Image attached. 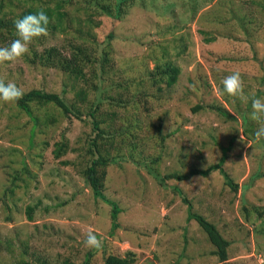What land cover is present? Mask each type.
Returning a JSON list of instances; mask_svg holds the SVG:
<instances>
[{
    "label": "rangeland",
    "instance_id": "1",
    "mask_svg": "<svg viewBox=\"0 0 264 264\" xmlns=\"http://www.w3.org/2000/svg\"><path fill=\"white\" fill-rule=\"evenodd\" d=\"M124 8L114 29L115 60L149 54L153 70L155 53L160 59L167 50L182 69L168 99L165 93L163 100L149 97L146 102L144 90L134 86L135 91L123 92L126 102L142 101L152 109L148 120L140 115L149 124L141 133L148 138L143 150L149 161L161 156L157 176L147 171V160L140 163L144 167L125 160L114 163L108 168L106 200H97L83 176L92 162L88 117L65 119L52 130L41 128L31 146L30 118L16 104L0 101V264L31 263L35 257L85 264L90 252V264H103L105 251H132L139 264H264V175L257 172H264V136L257 139L260 122L250 119L252 99H264V0H134ZM65 43V35L57 34L38 49ZM234 71L242 75L246 102L224 91L222 81ZM128 74L142 86L140 73ZM0 79L25 92L59 95L68 82L57 70L30 66L25 56L0 65ZM114 88L110 83L105 90L115 98ZM66 97L74 99V91L69 89ZM104 100V109L119 112L110 105L112 99ZM197 105L202 108L195 114ZM66 127L71 131L66 133ZM231 138L236 139L234 147L221 150ZM63 142L66 153L55 160L54 143ZM223 151L230 156L225 170L238 184L237 192L219 171L208 178L162 181L173 173L204 171L220 161ZM24 161L37 173L36 179L25 181L29 188L24 182L15 181L17 187L12 183ZM7 190H14L13 195L5 197ZM191 204L195 214L205 216L230 242L226 262L214 254L216 248L199 223L188 221ZM29 206L35 207L33 221ZM114 206L120 227L113 231ZM89 232L103 240L101 249L85 245Z\"/></svg>",
    "mask_w": 264,
    "mask_h": 264
},
{
    "label": "trees",
    "instance_id": "2",
    "mask_svg": "<svg viewBox=\"0 0 264 264\" xmlns=\"http://www.w3.org/2000/svg\"><path fill=\"white\" fill-rule=\"evenodd\" d=\"M132 1L134 0H115L116 3L111 5L107 0H85L83 4L74 0H0V48L10 46L11 42L17 38L15 35V21L17 19L43 9L52 21L48 25L49 35L36 40L30 46V52L25 55V59L32 67L53 69L64 74L68 79L64 92L59 95L39 89L23 91V99L15 104L22 113L30 118V122L33 124L29 138L31 146L35 144L38 134L42 133L39 132L41 128L52 130L53 127L62 124L65 119L72 122L74 117L81 121H83L84 115L88 117L93 126L88 139L92 162L83 171V176L97 200H106L104 189L109 175L108 168L112 164L125 160L128 163L144 167V164L141 165L140 163L147 160L150 163L146 164L147 171L151 175L157 176L154 173L155 165L161 160V156H158L152 158L150 162L143 150L145 144L148 143V138L141 132L149 128V124L142 123L140 115L146 116L148 120L151 115L148 111L152 109H149L142 101L126 102L123 92H133L137 88H142L146 95L144 99L146 102L149 97L163 100L165 93H167L168 99L178 84L182 73L181 67L173 63L171 54L167 50L163 51L160 59H157L155 53L156 65L153 70H150L147 61L151 59L149 54L144 57H126L122 60H115L112 56L113 41L116 39L114 29L122 19L124 6ZM57 34L65 35L67 43L62 46L54 45L38 49L39 46H44L47 43L49 37L57 38ZM142 60L146 61L143 62ZM132 70L140 73V77L143 78L141 87L131 81L128 72ZM4 82L8 83L5 80ZM110 83L115 84L113 89L114 92L116 90L117 94L115 98L105 90V87ZM69 89L74 91V99L66 97ZM93 94L95 97L91 98ZM104 98L112 99L110 105L118 108L119 112L112 108L104 109ZM201 108L202 105H197L192 108V111L196 114ZM120 109L126 111L125 115L120 114ZM221 113L227 114L223 111ZM155 128L161 131V126ZM66 129L67 133L72 128L66 127ZM169 136L170 134L163 136L162 140ZM235 143L236 139L231 138V142L227 146H221V150L226 151L228 146L234 147ZM49 145V141H46L44 147L47 148ZM54 145L57 146L54 151V159L61 160V157L66 153L67 144L63 142V144L54 143ZM230 147L227 149L231 150ZM124 150L128 152L125 153ZM40 157L43 158L44 156ZM229 157L227 152H224V156L222 155L217 164L211 165L204 171L194 169L187 174L173 173L163 177L162 181L165 179L166 181L181 182L194 175L208 178L213 172L219 171L221 176H224L226 185L237 192L239 190L238 184L229 177V173L225 170V163ZM66 163L64 161L62 164L66 165ZM257 172L264 175L261 170ZM23 174L27 175L29 179L27 177L22 179ZM256 174L253 175L255 178L263 177V175L258 176ZM36 177L37 173L33 172L24 161L23 171L17 172L16 176L13 175L12 183L17 187L15 181L24 182L28 187L29 184L25 181L28 180L30 183ZM13 193L14 190H7L4 195L8 197ZM182 199L186 204H189L187 197L182 196ZM192 207V204L189 205L188 221L195 220L199 223L208 235L211 244L216 248L214 254L219 257L221 262H226L230 242L224 238L217 226L209 222L205 216L195 214ZM34 210L35 207L33 206L27 207L29 221L34 220ZM119 213L117 206H114L112 210L113 231L120 227ZM93 256L94 254L90 252L85 264H90ZM19 264L58 263L46 258L35 257L31 263L23 261ZM63 264L73 263L68 259ZM103 264H139V259L137 254L132 251L119 254L105 251Z\"/></svg>",
    "mask_w": 264,
    "mask_h": 264
},
{
    "label": "clouds",
    "instance_id": "3",
    "mask_svg": "<svg viewBox=\"0 0 264 264\" xmlns=\"http://www.w3.org/2000/svg\"><path fill=\"white\" fill-rule=\"evenodd\" d=\"M47 13L40 9L34 14L25 15L21 19L15 21V35L10 46L0 48V65L5 62H15L17 59H22L29 54L30 46L39 38L49 35L48 25L51 23ZM224 91L231 97L247 101L248 97L245 92L244 81L242 75L238 71L224 77ZM24 92L14 82L5 83L0 79V101L5 103L15 104L23 99ZM252 112L250 119L260 122V127L256 132V137L259 139L264 136V99L253 98L251 102ZM85 245L90 249H101L103 240L98 239L97 235L89 232L87 234Z\"/></svg>",
    "mask_w": 264,
    "mask_h": 264
}]
</instances>
